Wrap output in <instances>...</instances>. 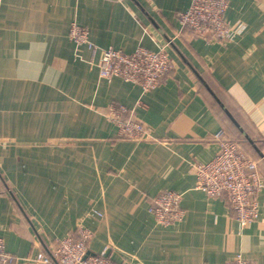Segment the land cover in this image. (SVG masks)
Returning a JSON list of instances; mask_svg holds the SVG:
<instances>
[{
    "label": "crops",
    "instance_id": "crops-1",
    "mask_svg": "<svg viewBox=\"0 0 264 264\" xmlns=\"http://www.w3.org/2000/svg\"><path fill=\"white\" fill-rule=\"evenodd\" d=\"M228 1L232 35L210 42L179 21L191 0H0V237L10 253L48 252L83 224L91 251L108 245L118 264H228L238 254L264 264V188L259 219L242 226L192 170L215 158L222 133L264 179V0ZM73 24L100 49L165 50L175 68L148 92L104 79L99 54L71 39ZM112 105L151 137H120ZM164 190L182 194V222L161 226L150 212Z\"/></svg>",
    "mask_w": 264,
    "mask_h": 264
},
{
    "label": "built area",
    "instance_id": "built-area-1",
    "mask_svg": "<svg viewBox=\"0 0 264 264\" xmlns=\"http://www.w3.org/2000/svg\"><path fill=\"white\" fill-rule=\"evenodd\" d=\"M228 0H191L188 10L179 13L183 27L192 30L196 37L210 42H225L232 35V27L226 18ZM71 39L78 46H87L99 54L96 65L104 79L121 78L139 84L144 91L155 89L164 75L175 68L165 50L151 51L140 47L132 53L113 47L100 49L90 39L89 30L78 24L71 28ZM111 119L119 128L120 137L135 141L151 137L149 128L139 121L132 111L123 105L109 108ZM216 156L211 161L194 162L192 170L197 177V188L209 197L225 196L242 226L256 222L260 216L258 196L264 188V179L259 170V161L249 155L237 141L221 138ZM183 196L174 190H164L151 200L150 212L158 225L180 223L186 216L182 206ZM93 218H103L95 209ZM93 231L80 224L74 233L58 239L48 250L27 258H19L6 249L0 237V264H118L112 257V248L105 246L100 252L91 251L89 245ZM228 264H251L238 254Z\"/></svg>",
    "mask_w": 264,
    "mask_h": 264
},
{
    "label": "trees",
    "instance_id": "trees-1",
    "mask_svg": "<svg viewBox=\"0 0 264 264\" xmlns=\"http://www.w3.org/2000/svg\"><path fill=\"white\" fill-rule=\"evenodd\" d=\"M206 80V79H205ZM207 84V85H206ZM206 86L209 88V89H212L211 86L209 85V83L206 81ZM221 103V102H220ZM222 104V103H221ZM226 110V109H225Z\"/></svg>",
    "mask_w": 264,
    "mask_h": 264
}]
</instances>
